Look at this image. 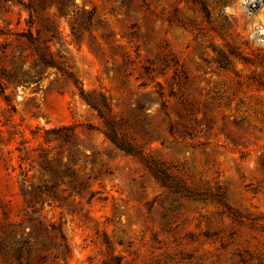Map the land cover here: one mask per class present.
I'll return each mask as SVG.
<instances>
[{"label":"rangeland","instance_id":"obj_1","mask_svg":"<svg viewBox=\"0 0 264 264\" xmlns=\"http://www.w3.org/2000/svg\"><path fill=\"white\" fill-rule=\"evenodd\" d=\"M27 1L0 0V264H19L8 260L30 230L22 187L53 181L41 154L69 158L68 145L44 142L62 126L75 129L73 184L84 187L75 193L66 177L35 207L70 253L31 237L23 260L264 264V50L223 15L233 0H33L32 17ZM35 46L64 70L40 65ZM65 71L108 98L122 132L179 189L105 137Z\"/></svg>","mask_w":264,"mask_h":264},{"label":"trees","instance_id":"obj_2","mask_svg":"<svg viewBox=\"0 0 264 264\" xmlns=\"http://www.w3.org/2000/svg\"><path fill=\"white\" fill-rule=\"evenodd\" d=\"M45 1V0H44ZM74 4V3H73ZM24 6L27 10H29L30 17L33 16V12L36 11V7L33 4V0H28L24 3ZM87 16L84 19V25L90 23L93 16V11L87 12ZM77 18L73 19V23H76ZM73 35L78 38L79 32L77 27L72 24L71 26ZM51 40V39H49ZM35 51L37 58L39 60V64L42 66H51L56 67L60 71H63L64 68L57 64L52 57L51 52H41L36 48ZM67 77L72 81L75 87L78 88L79 95L83 101H85L91 108H93L98 116L102 119L104 123L103 133L105 137L111 141L116 148L123 151L125 154L134 156L140 160L143 166L149 171V173L154 177V179L160 183L162 186L168 188L179 189L177 183L173 182L172 176L162 167L158 166L155 162L148 160L144 157L143 151L140 146L133 143L131 140L126 137V135L122 132V123L118 122L111 115V107L108 98L102 92H90L86 91L79 80H77L73 74L69 71H65ZM0 90H3L2 83L0 82ZM157 94L161 98V108L166 106V100L162 99L163 92L161 89L156 90ZM143 102H138V107H143ZM140 131L142 132V136L145 137L146 141L160 139L161 143L164 142V139L160 134H152L151 132L145 130L142 126L140 127ZM168 132L170 134L174 133V125L173 123H169ZM44 142L51 143L57 142V144L62 147L64 145L69 146V158L64 163L59 160V157L49 158L44 153L41 154V161L39 165L41 169L48 171L53 178L52 183L32 186L31 188H23L22 194L24 200L27 202V206H32L31 213L27 214L28 224L30 225V230L27 233V236L24 238V245L17 247L14 249V253H12L11 257L8 261L13 257L18 260L19 264H45L46 254H40L38 259L35 261H30L28 259L23 260L22 250L27 247L29 243V239L34 237L36 241L41 242V248L43 250L49 249V244L45 239L52 240L53 238H57L58 240L53 244L54 247L59 250L65 249L66 252L70 253V247L67 243L66 236L59 225L54 223H46L39 216L36 215L37 209L35 204L41 202L43 200L44 193H55V187L57 184L63 182L64 178L69 177L71 190L75 193L81 194L84 184L80 183L79 186L73 184L74 172L71 170V164L74 163L79 157L78 152L72 151L71 147L75 145V129L72 126H62L55 127L45 131ZM59 154V152H58ZM93 156V154H92ZM85 158H88V155H85ZM55 195V194H53ZM3 248L0 247V250ZM57 252V253H58ZM59 254L56 255L58 257ZM121 258L116 255H109L103 262V264H120Z\"/></svg>","mask_w":264,"mask_h":264},{"label":"clouds","instance_id":"obj_3","mask_svg":"<svg viewBox=\"0 0 264 264\" xmlns=\"http://www.w3.org/2000/svg\"><path fill=\"white\" fill-rule=\"evenodd\" d=\"M248 3L249 0H233L223 7V15L243 25L241 35L253 49L264 50V8L253 15L247 8ZM261 3L264 5V0Z\"/></svg>","mask_w":264,"mask_h":264},{"label":"bare ground","instance_id":"obj_4","mask_svg":"<svg viewBox=\"0 0 264 264\" xmlns=\"http://www.w3.org/2000/svg\"><path fill=\"white\" fill-rule=\"evenodd\" d=\"M247 8L251 14L255 15L264 8V5H262L261 0H252V6L249 7V5H247Z\"/></svg>","mask_w":264,"mask_h":264},{"label":"built area","instance_id":"obj_5","mask_svg":"<svg viewBox=\"0 0 264 264\" xmlns=\"http://www.w3.org/2000/svg\"><path fill=\"white\" fill-rule=\"evenodd\" d=\"M247 5H249V7L252 6V0H249V3Z\"/></svg>","mask_w":264,"mask_h":264}]
</instances>
